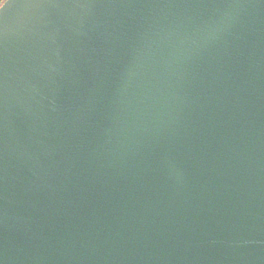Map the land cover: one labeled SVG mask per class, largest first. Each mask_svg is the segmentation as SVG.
Masks as SVG:
<instances>
[{
	"label": "water",
	"instance_id": "1",
	"mask_svg": "<svg viewBox=\"0 0 264 264\" xmlns=\"http://www.w3.org/2000/svg\"><path fill=\"white\" fill-rule=\"evenodd\" d=\"M0 264H264V0H4Z\"/></svg>",
	"mask_w": 264,
	"mask_h": 264
},
{
	"label": "trees",
	"instance_id": "2",
	"mask_svg": "<svg viewBox=\"0 0 264 264\" xmlns=\"http://www.w3.org/2000/svg\"><path fill=\"white\" fill-rule=\"evenodd\" d=\"M3 1H4V0H0V5L2 4Z\"/></svg>",
	"mask_w": 264,
	"mask_h": 264
}]
</instances>
